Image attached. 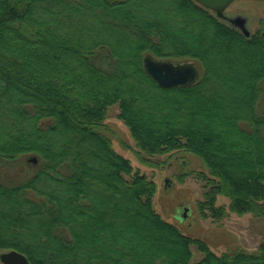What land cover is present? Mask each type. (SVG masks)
I'll return each mask as SVG.
<instances>
[{
    "label": "trees",
    "instance_id": "16d2710c",
    "mask_svg": "<svg viewBox=\"0 0 264 264\" xmlns=\"http://www.w3.org/2000/svg\"><path fill=\"white\" fill-rule=\"evenodd\" d=\"M221 19L195 0H0V167L18 169L0 180V253L264 264V239L216 253L154 202L153 157L187 152L204 167L202 217L264 219V19L250 37ZM146 56L194 61L199 75L162 88ZM115 104L138 166L101 131ZM193 245L204 256L192 263Z\"/></svg>",
    "mask_w": 264,
    "mask_h": 264
},
{
    "label": "rangeland",
    "instance_id": "374dc122",
    "mask_svg": "<svg viewBox=\"0 0 264 264\" xmlns=\"http://www.w3.org/2000/svg\"><path fill=\"white\" fill-rule=\"evenodd\" d=\"M239 16L247 19L246 27L251 34H254L261 27L260 21L264 19V1L236 0L226 9L224 19L221 20L227 25H232L231 20ZM172 62L193 64L198 69L194 61ZM119 112L118 104L109 108L101 131L113 141L115 148L120 153L138 166L135 155L136 144L131 138L129 129L119 118ZM153 159L163 163L157 172L150 171V175L154 174L153 177L159 184L154 202L156 209L165 220L176 224L185 234L205 240L216 253L234 252L238 249L247 251L257 249L264 239L263 218H257L250 214L243 216L228 214L216 222L212 217L201 216L197 205L203 199L205 189L204 182L197 178V172L204 170V167L196 155L175 152L170 156H156ZM13 168L8 166L6 169H2L0 167V180H7L18 172V169L14 170ZM166 179H169L167 186ZM185 207L190 208L189 215L181 221L176 216L177 211L179 208L184 209ZM192 251V263L203 258L204 254L198 250L197 246L193 245Z\"/></svg>",
    "mask_w": 264,
    "mask_h": 264
},
{
    "label": "water",
    "instance_id": "95a60500",
    "mask_svg": "<svg viewBox=\"0 0 264 264\" xmlns=\"http://www.w3.org/2000/svg\"><path fill=\"white\" fill-rule=\"evenodd\" d=\"M204 8L216 13L218 17L223 18L226 9L236 0H195ZM264 1V0H259ZM231 23L246 36L250 37L251 32L246 27L247 19L236 17L231 20ZM144 65L147 73L158 83L162 88H172L183 85H189L196 81L199 72L193 64H175L169 60H157L150 56H146ZM34 163L37 162L35 157L30 158ZM166 186L169 179L165 180ZM183 210V211H182ZM189 207L184 209L179 208L176 215L179 220H184L189 215ZM182 212V213H181ZM0 262L2 264H31L28 258L15 250L3 252L0 254Z\"/></svg>",
    "mask_w": 264,
    "mask_h": 264
}]
</instances>
